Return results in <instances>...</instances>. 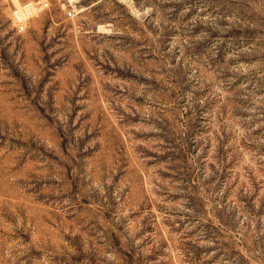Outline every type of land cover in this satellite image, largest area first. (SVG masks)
<instances>
[{"label": "rangeland", "instance_id": "374dc122", "mask_svg": "<svg viewBox=\"0 0 264 264\" xmlns=\"http://www.w3.org/2000/svg\"><path fill=\"white\" fill-rule=\"evenodd\" d=\"M0 264H264V0H0Z\"/></svg>", "mask_w": 264, "mask_h": 264}, {"label": "built area", "instance_id": "2783aa9c", "mask_svg": "<svg viewBox=\"0 0 264 264\" xmlns=\"http://www.w3.org/2000/svg\"><path fill=\"white\" fill-rule=\"evenodd\" d=\"M21 29H23V27L21 26Z\"/></svg>", "mask_w": 264, "mask_h": 264}]
</instances>
